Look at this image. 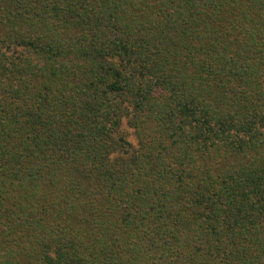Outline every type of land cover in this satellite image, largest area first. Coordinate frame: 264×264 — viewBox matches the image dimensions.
Returning <instances> with one entry per match:
<instances>
[{
    "label": "trees",
    "instance_id": "obj_1",
    "mask_svg": "<svg viewBox=\"0 0 264 264\" xmlns=\"http://www.w3.org/2000/svg\"><path fill=\"white\" fill-rule=\"evenodd\" d=\"M0 264H264V0H0Z\"/></svg>",
    "mask_w": 264,
    "mask_h": 264
},
{
    "label": "rangeland",
    "instance_id": "obj_2",
    "mask_svg": "<svg viewBox=\"0 0 264 264\" xmlns=\"http://www.w3.org/2000/svg\"><path fill=\"white\" fill-rule=\"evenodd\" d=\"M131 142H135V139L133 138L132 135H130Z\"/></svg>",
    "mask_w": 264,
    "mask_h": 264
}]
</instances>
